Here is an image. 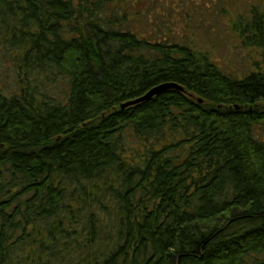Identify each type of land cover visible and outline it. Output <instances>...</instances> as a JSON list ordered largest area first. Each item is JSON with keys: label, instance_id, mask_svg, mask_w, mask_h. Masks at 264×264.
Wrapping results in <instances>:
<instances>
[{"label": "trees", "instance_id": "16d2710c", "mask_svg": "<svg viewBox=\"0 0 264 264\" xmlns=\"http://www.w3.org/2000/svg\"><path fill=\"white\" fill-rule=\"evenodd\" d=\"M174 6L0 0V264H264V59L225 73ZM231 29L264 57V0Z\"/></svg>", "mask_w": 264, "mask_h": 264}, {"label": "rangeland", "instance_id": "374dc122", "mask_svg": "<svg viewBox=\"0 0 264 264\" xmlns=\"http://www.w3.org/2000/svg\"><path fill=\"white\" fill-rule=\"evenodd\" d=\"M170 1L175 6L161 26L162 33L209 51L219 68L232 76L242 77L255 70L257 62L262 65L260 48L243 46L231 29L235 14L242 11L243 0H167ZM153 17H149L150 25L141 30L147 35L155 30Z\"/></svg>", "mask_w": 264, "mask_h": 264}, {"label": "water", "instance_id": "95a60500", "mask_svg": "<svg viewBox=\"0 0 264 264\" xmlns=\"http://www.w3.org/2000/svg\"><path fill=\"white\" fill-rule=\"evenodd\" d=\"M167 88H177V89H182L181 86L177 85L176 83H172V82H163L160 84H157L153 87H151L150 89H148L144 94H142L141 96L133 99V100H129L126 102H123L121 104V107L133 104V103H137L146 99L151 98L152 96H154L155 94H158L160 92H162L163 90L167 89Z\"/></svg>", "mask_w": 264, "mask_h": 264}]
</instances>
